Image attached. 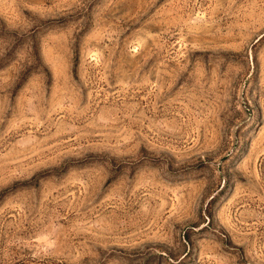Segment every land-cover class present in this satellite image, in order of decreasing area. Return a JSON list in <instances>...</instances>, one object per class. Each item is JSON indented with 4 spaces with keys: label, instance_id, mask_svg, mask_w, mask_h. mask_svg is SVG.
Instances as JSON below:
<instances>
[{
    "label": "rangeland",
    "instance_id": "rangeland-1",
    "mask_svg": "<svg viewBox=\"0 0 264 264\" xmlns=\"http://www.w3.org/2000/svg\"><path fill=\"white\" fill-rule=\"evenodd\" d=\"M0 264H264V0H0Z\"/></svg>",
    "mask_w": 264,
    "mask_h": 264
}]
</instances>
